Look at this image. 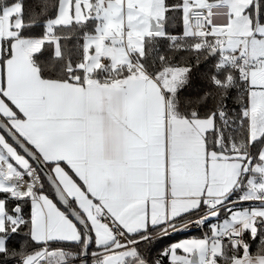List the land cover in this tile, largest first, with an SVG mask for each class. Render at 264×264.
<instances>
[{"label":"snow or ice","instance_id":"1","mask_svg":"<svg viewBox=\"0 0 264 264\" xmlns=\"http://www.w3.org/2000/svg\"><path fill=\"white\" fill-rule=\"evenodd\" d=\"M0 264H264V0H0Z\"/></svg>","mask_w":264,"mask_h":264}]
</instances>
